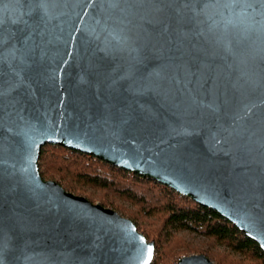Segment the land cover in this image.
Returning <instances> with one entry per match:
<instances>
[{
  "label": "water",
  "instance_id": "water-1",
  "mask_svg": "<svg viewBox=\"0 0 264 264\" xmlns=\"http://www.w3.org/2000/svg\"><path fill=\"white\" fill-rule=\"evenodd\" d=\"M46 144L154 180L264 253V0H0V264H151L133 222L42 179Z\"/></svg>",
  "mask_w": 264,
  "mask_h": 264
},
{
  "label": "trees",
  "instance_id": "trees-1",
  "mask_svg": "<svg viewBox=\"0 0 264 264\" xmlns=\"http://www.w3.org/2000/svg\"><path fill=\"white\" fill-rule=\"evenodd\" d=\"M38 169L43 180L57 182L65 191L116 211L134 223L146 240H154L151 264H170L183 257L204 255L214 264H264V253L233 224L164 185L107 164L95 157L58 145L41 148ZM97 195H93V193ZM113 194L137 209L136 217L110 199ZM138 217L146 220L141 223ZM152 225H148V223ZM155 225V226H154ZM147 228V229H145ZM176 233L195 235L210 246H189L176 257L163 244ZM229 255H231L229 257Z\"/></svg>",
  "mask_w": 264,
  "mask_h": 264
},
{
  "label": "rangeland",
  "instance_id": "rangeland-1",
  "mask_svg": "<svg viewBox=\"0 0 264 264\" xmlns=\"http://www.w3.org/2000/svg\"><path fill=\"white\" fill-rule=\"evenodd\" d=\"M90 193H93V191H91ZM93 195H97V194L93 193ZM109 196H110V199L113 201L114 204H116L118 207H121L123 210L125 209L127 212L131 213L133 216L136 217L137 209H135L134 207H130L131 205L129 203H127V201H124L121 198L119 199V197H117L113 194H110ZM97 202L98 201H95L94 203L98 204ZM138 220L141 223H143L142 221H145V223H146V220L144 218L138 217ZM148 221L150 222V220H148ZM148 225H152V223L150 222V223H148ZM145 229H147V228H145ZM152 241L154 242V240H152ZM203 245L210 246L207 240H203V238H200L198 236L190 235V234H186V233H176L169 242H167L166 244L164 243L162 246L168 254H170L172 256L174 254V255H176V257H179L185 252V250L190 249V248H188L189 246L203 247ZM230 256L231 255H229V257ZM169 263L170 264H176L177 261L175 260V258H173V260L170 261Z\"/></svg>",
  "mask_w": 264,
  "mask_h": 264
}]
</instances>
